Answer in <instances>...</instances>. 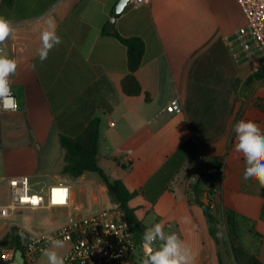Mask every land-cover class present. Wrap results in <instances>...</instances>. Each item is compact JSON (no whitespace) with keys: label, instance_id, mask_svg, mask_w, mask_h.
<instances>
[{"label":"crops","instance_id":"obj_1","mask_svg":"<svg viewBox=\"0 0 264 264\" xmlns=\"http://www.w3.org/2000/svg\"><path fill=\"white\" fill-rule=\"evenodd\" d=\"M1 1L0 16L15 29L2 43L1 55L17 61L10 81L18 110L0 121V184L10 190L5 179L28 176L32 190L45 193L65 183L70 205L44 207L66 216L63 226L75 215L111 206L97 173L63 174L61 136H79L90 120L99 119L101 168L134 194L130 206L138 219L147 228L162 223L166 233H176L190 248L194 264H221V249L194 186L204 162L222 160L213 207L221 218L232 210L249 220L242 233L264 264V188L243 180L245 162L235 151L233 131L242 119L264 130V79L254 78L250 63L237 64L226 46L225 38L245 23L237 1L128 4L115 31L145 42L136 73L143 89L139 96H127L122 89L128 74L126 47L103 35L119 0H15L12 7ZM50 26L61 43L41 62L40 35ZM175 99L182 113L166 111ZM12 227L0 231L2 244ZM65 245L59 253L63 258L70 249ZM142 249L139 244L126 264H143L147 253ZM42 258L43 253L36 261Z\"/></svg>","mask_w":264,"mask_h":264},{"label":"built area","instance_id":"obj_2","mask_svg":"<svg viewBox=\"0 0 264 264\" xmlns=\"http://www.w3.org/2000/svg\"><path fill=\"white\" fill-rule=\"evenodd\" d=\"M150 1L130 0L129 4L140 6ZM236 1L243 12L245 23L232 37L225 38V43L237 64L250 63L254 72L259 73L264 71V0ZM10 87L14 97L13 108H0V121L3 114L18 110L11 81ZM166 111L171 114L182 113L180 99L170 102ZM4 182L10 188V202L6 206H0V218H10L24 208L70 205V188L63 182L50 186L45 193L34 192L28 176L12 177ZM51 236L69 245V252L64 258L65 264H126L139 248L126 212L116 203L97 213L71 217L66 225ZM47 237L22 236L20 249L5 247L0 241V264H15V256L19 250L23 252L24 264H34L44 249L50 246Z\"/></svg>","mask_w":264,"mask_h":264},{"label":"trees","instance_id":"obj_3","mask_svg":"<svg viewBox=\"0 0 264 264\" xmlns=\"http://www.w3.org/2000/svg\"><path fill=\"white\" fill-rule=\"evenodd\" d=\"M15 0H2V4L12 7ZM103 35L114 36L117 38L127 49L128 59V74L122 81V89L127 96H139L143 93L142 86L136 77L137 71L140 69L143 57L146 50V45L141 37H123L117 31L111 32L108 26L103 29ZM256 79H264V71L254 75ZM61 146L66 151L65 166L63 174L70 175L73 178H78L87 172L97 173L102 181L108 188L109 196L112 202L119 205L123 209L129 219L132 229L135 232L138 244H143V235L146 231L145 226L136 216V211L130 206L131 201L134 199V194L130 192L127 186L120 180H112L99 164L101 133H100V120L92 119L88 122L85 130L76 137H69L62 135ZM203 172L201 173L194 191L196 194V201L202 207L209 223L211 235L217 242L222 252V241L220 237V229L223 225L227 226L229 235L241 239L243 225L249 220L240 217L239 214L232 210L224 211V216L221 218L218 215V209L213 207L212 196L217 188V180L222 177L223 162L220 159H215L212 162L203 163ZM217 170L216 176H210L209 171ZM211 183L212 189L210 191L204 190V186ZM209 199V204L204 202L205 198ZM254 233L253 230H250ZM260 236L258 233L256 234ZM30 236L21 231L18 227L13 226L4 238L3 246L21 248V237ZM238 251V250H237ZM244 255L245 264H263L258 255L257 250L253 248H241ZM221 264L224 263L223 254L220 255Z\"/></svg>","mask_w":264,"mask_h":264},{"label":"clouds","instance_id":"obj_4","mask_svg":"<svg viewBox=\"0 0 264 264\" xmlns=\"http://www.w3.org/2000/svg\"><path fill=\"white\" fill-rule=\"evenodd\" d=\"M15 29L12 22L0 16V43L12 35ZM41 47L38 50L41 62L47 59L49 52L61 43L54 26L42 31ZM17 61L0 55V108H13L14 97L11 95L10 77L15 75ZM236 143L235 151L243 155L245 169L243 180H255L264 188V130L252 120H240L233 128ZM49 248L44 249L48 264H65L64 258L56 251L65 247V242L53 236L47 237ZM159 242L158 247H153ZM143 247L147 250L143 264H194V257L187 244L176 233H166L162 223H156L146 229L143 235Z\"/></svg>","mask_w":264,"mask_h":264},{"label":"rangeland","instance_id":"obj_5","mask_svg":"<svg viewBox=\"0 0 264 264\" xmlns=\"http://www.w3.org/2000/svg\"><path fill=\"white\" fill-rule=\"evenodd\" d=\"M2 169V165L0 164V172ZM9 200L10 190L6 186L0 184V205L7 204ZM67 221L68 218L61 215L58 210L49 208L22 209L13 214L10 218H0V231L6 226H17L27 232L29 236H49L60 229ZM220 237L225 264H245L241 248H251L245 235L242 233L241 239L237 240L229 235L227 226L223 225L220 229ZM65 248L66 245L64 248L57 249L56 251L60 253L64 251ZM142 251L143 253L146 252L144 249H142ZM47 261V257L43 255V258L40 261H36L34 264H46L45 262Z\"/></svg>","mask_w":264,"mask_h":264},{"label":"water","instance_id":"obj_6","mask_svg":"<svg viewBox=\"0 0 264 264\" xmlns=\"http://www.w3.org/2000/svg\"><path fill=\"white\" fill-rule=\"evenodd\" d=\"M130 0H119L117 5L114 8L113 11V16L110 18L109 23H108V27L111 30L112 33L115 32V24H116V19L119 15H121L124 10L126 9V7L128 6ZM209 175L210 176H216L217 175V170H211L209 171ZM212 189L211 183H207L204 186V190L206 191H210ZM204 202L206 204H209V199L206 197L204 199ZM146 253L147 250L145 249ZM15 264H24V258H23V252L21 250L17 251L16 256H15Z\"/></svg>","mask_w":264,"mask_h":264}]
</instances>
